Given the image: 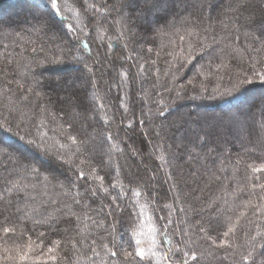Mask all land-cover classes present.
I'll return each mask as SVG.
<instances>
[{
  "label": "trees",
  "instance_id": "trees-1",
  "mask_svg": "<svg viewBox=\"0 0 264 264\" xmlns=\"http://www.w3.org/2000/svg\"><path fill=\"white\" fill-rule=\"evenodd\" d=\"M97 1L89 0L95 4ZM165 1L169 2L168 12L164 7ZM73 2L76 10L80 12L75 0ZM153 2L155 0L150 3L134 0L130 9V13L136 10L144 11V18L138 22L135 29L140 34L139 42H129L131 38L117 12H110V8L99 9L101 17L108 15L104 25L106 30L90 32L86 35L88 39L84 38L85 43L93 44L96 39L105 36L118 37L117 42L113 41L111 44V48H108L107 42L103 43L102 48L108 53L115 52L107 60H115L116 75L120 71L128 72L129 65L131 73L135 75V83L131 87L129 78L120 76L113 81L110 92H106L109 83L105 77L107 71L104 70V79L89 84L85 78L84 67L76 63L71 56L65 58L61 52L62 49L66 52L65 44L72 40L67 37L71 32L67 31L71 25L69 16L56 15L49 0H0V122L9 116V112L14 118L11 131L0 127V148L14 155H21L42 169L36 190L29 194L30 197L34 196L35 200L17 205L24 210V215L29 221L28 230L18 227L14 239L8 241V247L24 248L31 243L39 253L41 249L38 244L47 246L48 240L59 239V236L52 233L47 234L48 240H38L37 233L43 229L37 228L33 220L46 213H66L68 209L64 207L65 203L79 191L76 186L69 191L67 187L59 188L54 182H45L44 176L51 178L52 175H57L63 179L66 176L64 168L58 161L43 156L34 147L21 141L16 134L15 125L22 124L23 128L19 130L21 135L31 129L34 136L45 141L49 147H58L63 140V132L55 133L53 119L48 113H52V116L58 114L56 118L61 123L63 110L68 113L67 121H77L78 128L81 127V122L83 123V139L87 141L89 149L84 152V156L103 155L105 164L110 166L106 170H110L113 176L120 177L123 188L118 185L117 191L126 202L130 195L128 189H143V184L137 188L135 184H129L128 179L135 181L137 175L152 176L153 173L149 169L158 167L156 182L153 184L156 190L153 191L152 199L149 200L146 192L132 199L139 200V205L144 206L145 225H149L147 221L151 219L150 226L158 228L159 224L163 223L159 220L160 217L174 216L178 231L183 228L187 233L186 239L190 247H200L204 243L196 234V228L200 224L207 227L209 220H219L221 225L230 220L234 222L235 216L244 211L242 205L247 199L259 202L256 196L239 193L238 188L244 187L245 183L251 184L253 173L250 166L264 163V110L261 107L264 102V83L253 82L242 85L238 90L233 88L231 92L229 89L240 71L237 64L243 63L247 66L250 56L264 57V51L257 53L253 50L259 46L260 32L264 29V14L258 9L243 8V5L252 3V0H157L155 5ZM102 3L99 2L96 6L99 7ZM112 3L116 4L117 0H112ZM21 5L27 9V12L22 13L26 16L17 21L12 20L17 17L13 11H17ZM40 9L44 11V15ZM30 11L32 13H28ZM8 12H11L10 15L4 17ZM41 19L46 20L50 27L37 23ZM168 22H174L175 27L165 29ZM205 27L208 28L207 34L204 32ZM85 43L80 41L76 45L79 51L75 55H90L89 50L83 47ZM190 44L194 55L189 61L186 58ZM205 44L209 45V48L201 54ZM33 48L37 51L33 52ZM150 48L151 52L148 51ZM41 49L44 51L41 52ZM53 52L58 55L53 56ZM45 54L49 61L55 62H45L37 67V58L43 59ZM123 57L130 59L125 62ZM121 63H124L123 69L119 67ZM138 64L143 65L147 71L139 70ZM110 66L113 67L111 64ZM63 70L69 71L60 77L57 73ZM97 75L99 76V72ZM7 80H12V84L9 85ZM183 80L184 84H179ZM116 82L125 86L121 95L113 92L116 90ZM28 89L38 91L45 102L40 103V97H33ZM213 89L218 91L213 93ZM141 90L144 94H140ZM95 91L98 93H95L94 101L89 102L88 94ZM73 103L77 106L73 107ZM121 104L124 107H120ZM79 105H95L97 109L104 105V109L100 111V118L97 119L91 112L82 111ZM229 107L236 109L227 111ZM216 108H221L222 111L206 112ZM85 115L88 116L87 121H84ZM141 120L145 121L143 126L139 125ZM107 123L112 125L109 129L111 135L118 136V139L105 141L97 135L104 131ZM129 123L133 124V129L127 127ZM64 126L67 131L68 125L65 123ZM142 133L149 135L145 137ZM125 144L128 145L127 150ZM151 144L156 149L154 155L147 152V146ZM133 145L144 151L142 158H139V154H132ZM110 146L112 147L109 152ZM115 146H119V151ZM69 147L75 146L69 142ZM173 153L177 154L176 158H173ZM206 159L209 162L207 171L203 167ZM3 163L0 161V190H3L4 178L8 175L3 170ZM94 163L90 158L85 160L81 167L87 174L88 168ZM165 174L173 176V179L169 180L173 195L167 193V184L162 177ZM256 176L264 177V173ZM29 188L31 189V184ZM256 192L259 193L260 189L257 188ZM168 195L170 201L167 200ZM172 196H179V199L173 202ZM157 200L164 203L157 204ZM139 205L136 211H139ZM216 205L219 207L216 208ZM181 208L186 210V214L179 211ZM107 211L105 208V212ZM197 211L202 220L197 221ZM248 212L251 215L250 209ZM5 215L14 218L15 208H9ZM93 219H99V216L86 217L77 227L81 235L91 233L99 240V233L103 229L96 228ZM108 223H112L111 217ZM244 225L245 220L241 219V225L237 227V244L244 240L241 232V226ZM169 227L173 228V225ZM117 228L120 229L119 224ZM120 235L123 237L120 242L124 243L128 237L123 231ZM169 239L175 246L177 235H169ZM3 246L5 241L0 237V248ZM164 246L162 249L166 250ZM200 254L205 264L221 263L224 255L223 250L214 249L209 252L204 247H200L198 255ZM70 255L74 264L76 261H79V264H87L86 260L75 252ZM223 264H229V261H224Z\"/></svg>",
  "mask_w": 264,
  "mask_h": 264
},
{
  "label": "snow or ice",
  "instance_id": "snow-or-ice-1",
  "mask_svg": "<svg viewBox=\"0 0 264 264\" xmlns=\"http://www.w3.org/2000/svg\"><path fill=\"white\" fill-rule=\"evenodd\" d=\"M150 2L152 0H145V3ZM49 3L56 15L61 16L65 12L66 4L63 0H49ZM75 3L80 9L81 15L78 17L80 23L68 26L67 31L74 32V36L72 40L66 42V52L64 49L61 52L65 58L71 56L76 63L81 64L85 69L86 81L89 84H93L104 79V67L107 57L101 58L99 51L91 53L90 43L83 45L84 49L89 50L90 55L87 57L75 55L79 51L76 45L80 43V37L88 35L85 29L94 33L105 31L104 25L107 22L108 15L101 17L99 9L110 8V12L115 11L122 18V25L126 26L127 34L131 38L129 42H139L138 38L140 34L135 29H137L138 22L144 18V11L136 10L134 13H130L134 0H117L116 4H113L112 0H107L106 3L100 4L99 7L95 3H90L89 0H75ZM156 3L157 0L153 2V5ZM243 8L245 10L248 8L258 9L264 14V0H258V2L257 0H252V3L243 5ZM148 11H151V9H148ZM125 13H128V15H125ZM37 23L50 27L44 19L39 20ZM174 27V22H168L164 28L169 29ZM204 32L208 33L207 27L204 28ZM260 38L259 46L253 49L257 53L264 51V29L260 32ZM182 39L183 37H181ZM214 39L215 36H213ZM125 47H127V44ZM108 48H111V44L108 45ZM208 48L209 45H203L201 54H204V51ZM32 51L36 52L37 50L33 48ZM43 51L44 49H41V52ZM148 51L151 52L152 49L150 48ZM52 55L57 56L58 54L53 52ZM193 55L192 45L190 44L186 59L190 61ZM128 59L130 57H123L125 62ZM249 60L250 63L247 66L243 63L237 64V68L240 71L237 72L235 83L232 84L229 92L233 88L238 90L242 85L253 82L264 83V57L258 56L257 58H252L250 56ZM45 62L51 63L55 61H49L48 56L45 54L43 59L37 58V67L43 65ZM108 63L113 66V69L115 68V60L108 61ZM119 67L123 69L124 63H121ZM137 68L147 71L143 65L138 64ZM97 72H99V76ZM120 76L129 78L130 87L134 85L135 75L131 73V65H129L128 72H118L113 81ZM6 82L11 85L13 81L7 80ZM230 83L232 82L230 81ZM116 87L120 88V85L116 84ZM111 88L112 83H108L106 92H110ZM27 91H31L33 97H40V93L35 89H28ZM204 91H207V89H204ZM216 91L218 89H213V93ZM140 99L141 101L143 100L142 97ZM43 102H45L43 97H40V103ZM133 103H135V100H133ZM39 106L40 104L38 103L37 107ZM76 106L73 103V107ZM79 107L85 113L91 112L93 117L97 119L100 118V111L104 109V105H100L99 109L95 105H79ZM120 107H124V105L121 104ZM160 112H163V108L160 109ZM87 120L88 116L85 115L84 121ZM113 121H115V113ZM66 123L68 130H61L63 132V140L59 143L58 147L56 145L49 147L45 141L34 136L31 129L21 135L19 130L23 128V125H15L17 128L16 134L21 141H25L28 145L34 147L43 156L58 161L61 167L64 168L66 176L63 179L57 175H52L51 178L44 176L45 182H54L59 188L67 187L69 191H71L73 186L79 189L77 194L65 203L64 207L68 209L66 213L61 212L60 215H48L46 213L34 218L33 222L35 226L43 229V231L37 233L38 240H48L47 234L52 233L60 237L59 239L48 240L47 246L42 243L38 244L41 249L39 253L35 251V247L31 243L27 244L24 248L8 247L7 243L14 239L18 227L28 230L27 225L29 221L24 215V210L17 205L25 201L35 200V197H30L29 194L31 191L36 190V186L41 179L42 169L21 155H14L0 148V161L4 162L3 170L8 173L4 178L3 190H0V237L5 241V246L0 248V264H57L58 261L60 264H74L70 255L72 252H75L78 256H82L87 264H201L202 254L198 255L200 247L206 248L209 252H212L214 249L223 250L224 255L221 264L224 261H229V264H264V177L256 176V174L264 173V163H260L258 166H250L253 173L251 184L245 183L244 187L238 188L239 193L247 196H256L259 202L247 199L242 205L244 211H240L235 216L234 222L230 220L227 224L221 225L219 220L215 222L209 220L207 221V227L200 224L196 228V234L204 242L200 247H190L185 239L187 233L183 228H179L180 238L175 240V246L168 247L161 253L160 249L163 245H171L172 243L169 235L172 237L176 236V230L169 227L174 222L170 216H162L159 220H162L163 223H160L158 228L148 227L147 232H145V222L143 221L145 208L143 205H139V200L133 201L132 199L133 197H140L143 192L147 193L149 200L152 199L153 191L156 190L153 184L156 182L158 167L149 169L153 173L152 176L137 175L135 181L128 179V183L135 184L137 188L143 184V189L141 191H136L132 188L128 189L130 195L126 202L121 198V193L117 191L118 185L123 188L120 177L113 176L110 170H106L110 166L105 164L103 155L84 156V152H88L89 149L87 141L83 139L85 135L82 132L83 123L81 122L80 128L77 127L78 122L75 120H68ZM144 123V120L139 121L140 126H143ZM13 124L14 118H12V113L9 112V116L4 117L3 121L0 122V127H6L11 131ZM91 126L89 125V127ZM111 126V123H107L104 131L97 133V135L105 141L118 139V136L111 135L109 131ZM127 127L133 129V124L129 123ZM217 134L219 135L220 131ZM142 135L147 137L149 134L142 133ZM69 142L75 147H69ZM111 147L109 148V152L111 151ZM115 147L119 151V146ZM81 148H83V151H81ZM127 149L128 145L125 144V150ZM131 152L133 155L145 154L142 149L136 148L135 145L132 146ZM172 155L173 158L177 156L176 153ZM82 156L83 159H81ZM90 158L95 163L88 168L86 174L84 168L81 166L85 164V160ZM161 160H163V157H161ZM197 163H199L198 158ZM208 163L206 159L205 165H203L205 171L208 170ZM212 164L214 166V161ZM165 176L164 183L173 179L171 175L165 174ZM114 180L115 182H113ZM29 184H31V189L29 188ZM176 187L179 192V186L177 185ZM257 188L260 189L259 193L256 192ZM109 197L111 198L110 200L108 199ZM176 199H179V196L173 197L174 201ZM163 203L162 200H157V204ZM138 205L139 211H136ZM13 207L16 212L15 217L5 215L8 209ZM164 207H167V205H164ZM218 207L219 205H216V208ZM105 208L108 209L107 212H105ZM249 209L251 210V215H249ZM161 211H163V207ZM179 211L186 214V210L183 208L179 209ZM117 213H120V215L118 216ZM94 216H99V219H93V224L96 228L103 229L99 233V240L95 236H92L91 233L81 235L80 229L77 227L86 217ZM110 217L112 218V223L109 224L108 220ZM241 219L245 220V225L241 226L244 240L242 243L237 244L236 240L239 239L237 227L241 225ZM199 220H202V217L199 211H197V221ZM118 224L120 225V229L117 228ZM147 224L151 225L152 220L149 219ZM61 231H63V235H61ZM121 231L128 237L124 243L120 242L123 239L120 235ZM158 234L159 239L157 238ZM45 247L46 251H44ZM75 264H79V261H76Z\"/></svg>",
  "mask_w": 264,
  "mask_h": 264
},
{
  "label": "rangeland",
  "instance_id": "rangeland-1",
  "mask_svg": "<svg viewBox=\"0 0 264 264\" xmlns=\"http://www.w3.org/2000/svg\"><path fill=\"white\" fill-rule=\"evenodd\" d=\"M63 2L66 4V9H65V12L63 13V15H67V17L69 16V23H71V25H73V24H78V23H80V21L78 20V17L81 15L80 14V12H78V10H76V6H75V4H74V2H73V0H63ZM102 3V1L101 0H98L97 2H96V4L97 3ZM168 6H169V2H167V1H165L164 2V7H165V10L168 12L169 10H168ZM23 11H25V12H27V9L26 8H24V6H19L18 8H17V11H13V12H15L16 14H17V17H13V19L12 20H14V21H17V20H20L23 16L25 17L26 15L25 14H22L23 13ZM40 11L41 12H43V15H44V11L42 10V9H40ZM10 13L11 12H8V13H6L5 14V16L4 17H6V16H8V15H10ZM28 13H32L31 11L30 12H28ZM15 14V15H16ZM40 16V15H39ZM41 17V16H40ZM44 17V16H43ZM54 24V23H53ZM55 25V24H54ZM104 28H105V26H104ZM106 29V28H105ZM85 32L86 33H88V34H90V32L91 31H89L88 29H85ZM73 36H74V32H70V36L69 35H67V37L68 38H73ZM84 38H87V36H81L80 37V41L81 42H83V43H85L86 42V40H84ZM116 38H118V37H113V36H105V38H102V39H96V41L93 43V44H91V53H95V52H97V51H99V53H100V56H101V58L102 57H109V56H111L112 54H115V52L114 51H112V52H110V53H108L107 52V50H105V48H102V46H103V43L104 42H107L108 44H112L113 43V41L114 42H117L116 41ZM88 39V38H87ZM101 41H102V43H101ZM96 44V45H95ZM96 46V47H95ZM97 48V49H96ZM103 49V50H102ZM103 51V52H102ZM90 53V52H89ZM107 60V59H106ZM219 69H221V67H219ZM104 70L105 71H107L108 73H107V76H105V77H107L108 78V81H109V83H113V80L111 79V78H113V76L115 77V72H116V68H114L113 69V67H111L110 66V64L108 63V60H107V62L105 63V67H104ZM69 70H63V71H60V72H58L57 74L60 76V77H62L63 75H65L67 72H68ZM137 76V75H136ZM184 84V80L183 81H181V83H179V84ZM116 84H118V82H116ZM182 84V85H183ZM113 88V87H112ZM115 88V87H114ZM117 92L119 95H121L124 91H125V86H123V85H120V88H117L116 87V90H114L113 92ZM95 93H98V91H95V92H90L89 94H88V101L89 102H93L94 101V99H95ZM140 94H144L143 92H142V90H141V92H140ZM263 95H264V93H263ZM256 97H258V95H256ZM137 98H139L138 96H137ZM264 98V97H263ZM120 100V99H119ZM264 100V99H263ZM264 102L262 103V105H261V107H262V109L264 110ZM260 107V106H259ZM234 109H236V108H232V107H229V108H227L226 110L227 111H230V110H234ZM217 111H222V109L221 108H216L215 110L214 109H209V110H207L206 112L207 113H215V112H217ZM105 112H107V110H105ZM62 113L64 114L63 115V118H61V120H62V122L61 123H59L58 122V120H57V118L56 117H58V114H55L54 116H52V113L50 114V113H48V116H50L51 117V119H53V121H52V126H53V129L55 130V133H62V129L63 130H65V121H67V112L65 111V110H63L62 111ZM108 115V114H107ZM66 125H67V123H66ZM18 150H20V149H18ZM147 152L149 153V154H156V149H155V147H154V145H150V146H147ZM27 154V156L29 157L30 155L28 154V153H26ZM142 156L143 155H139V158H142ZM163 177V179L165 180L166 179V176L164 175V176H162ZM167 189H168V192L167 193H170V195H173V191H172V186H171V184L169 183V180L167 181ZM170 195H168L167 196V200L168 201H170ZM172 201L174 202V200H173V196H172ZM171 220L174 222V224H173V228L176 230V235H177V239H179L180 237H179V231H178V229L176 228V224H175V219H174V216H171ZM148 227H151L150 225H145V228H144V231L145 232H147V230H148ZM157 238H158V236H157ZM145 239H147L146 237H145ZM185 239H186V237H185ZM187 240V239H186ZM174 243V242H173ZM169 246H172V247H174L173 246V244L171 243V245H168V244H165V246H164V248H168ZM164 250L165 249H162V247H161V249H160V251H161V253H163L164 252ZM205 261H202L201 260V264H205L204 263ZM216 264V263H215ZM217 264H221V263H217Z\"/></svg>",
  "mask_w": 264,
  "mask_h": 264
}]
</instances>
